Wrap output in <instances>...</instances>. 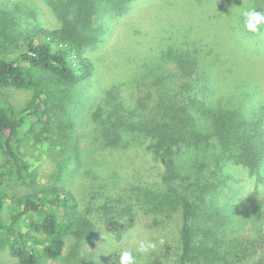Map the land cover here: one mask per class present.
Masks as SVG:
<instances>
[{"label":"trees","instance_id":"trees-1","mask_svg":"<svg viewBox=\"0 0 264 264\" xmlns=\"http://www.w3.org/2000/svg\"><path fill=\"white\" fill-rule=\"evenodd\" d=\"M41 1L57 26L22 0H0V236L17 264L58 260L69 238L79 252L96 237L92 221L121 239L139 215L152 218L158 228L178 219L176 251L168 249L154 264L163 258L174 264H264V215L250 213V227L240 232L222 207L234 182L229 167L263 178L261 83L247 75L220 82L223 58L212 44L185 41L190 38L183 40L178 32L175 41L140 63L127 80L128 94L123 85L111 84L94 110L82 115L88 128L79 137L84 144L79 152L64 127L67 120L73 126L71 113L40 79L51 75L70 88L92 79L96 66L87 51L102 43L104 19L124 15L133 0ZM249 4L264 13V0ZM8 88L34 94L16 111L2 94ZM33 132L40 137L33 139V149L54 152L56 168L48 176L39 172L37 154L28 149ZM89 146L141 149L160 162L161 174L154 182L135 179L119 186L114 176L92 173L95 165L85 154ZM71 161L74 175L89 179L82 211L63 180ZM11 184L24 186V194L10 195Z\"/></svg>","mask_w":264,"mask_h":264},{"label":"rangeland","instance_id":"rangeland-1","mask_svg":"<svg viewBox=\"0 0 264 264\" xmlns=\"http://www.w3.org/2000/svg\"><path fill=\"white\" fill-rule=\"evenodd\" d=\"M22 1L34 8L41 19L57 26L56 16L43 1ZM249 2L250 0H133L129 11L124 15L106 17L103 21L105 33L102 43L95 50L87 51L96 66V74L92 79L75 88L63 86L51 75L40 79L43 85L55 91L63 107L71 113L70 122L73 126L70 127L67 120L64 127L74 138L72 141L79 145V152L84 145H81L82 139L79 137H85L88 128L83 125L82 115L94 110L93 106L99 103L111 84L123 85L128 94L127 80L133 77L140 63L147 61L148 55L158 52L162 44L175 41L178 32L183 40L184 36L190 38L185 41L197 40L203 44H212L216 53L223 58L220 70L222 76L218 73L220 82L224 78L230 80L238 76L254 78L261 83L260 93L264 97V27L259 26L257 32L248 31L244 27L243 18L236 11L250 6ZM2 94L19 111L27 105L34 90L8 88L2 90ZM30 138L27 140L28 149L37 154L39 172L43 171L48 176L56 168L54 152L45 153L42 150L40 153L33 149V139L40 141L36 132ZM85 154L95 165L92 173L100 177L114 176L119 186L135 179L154 182L162 171L160 162L153 161L137 148L103 151L89 146L85 148ZM3 161L0 152V164ZM68 166L69 170L64 172L63 180L77 198L82 211L87 202L89 179L82 173L74 175L77 167L74 162H69ZM228 171L234 182L223 195L222 207L237 221L235 230L247 232L251 224L247 222L250 213L264 215V167L260 181L241 166H231ZM25 190L24 186L11 184L8 192L10 195H22ZM137 220L132 230L122 233L121 239L115 236L111 228L92 221L96 227V237L93 240L77 252L73 239L69 238L63 255L58 260H46L43 264H114L120 262L121 251L128 248L134 250L135 240L141 238L154 242L156 248L144 254L134 252L137 264H142L145 259L146 264H154L156 258L162 257L168 249L171 253L176 251L177 216L160 228L148 216L139 215ZM161 240L163 243H160ZM160 262L174 264L173 260L166 261L165 258ZM0 264H17V260L10 255L3 236H0Z\"/></svg>","mask_w":264,"mask_h":264},{"label":"clouds","instance_id":"clouds-1","mask_svg":"<svg viewBox=\"0 0 264 264\" xmlns=\"http://www.w3.org/2000/svg\"><path fill=\"white\" fill-rule=\"evenodd\" d=\"M238 15L243 18L244 27L251 32H257L259 26L264 25V13L257 11L252 6H245L244 8L236 10ZM160 243H163L161 240ZM156 244L147 239H136L134 250L131 248L120 252V264H136L135 253L144 254L150 250H154Z\"/></svg>","mask_w":264,"mask_h":264}]
</instances>
